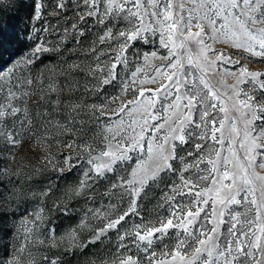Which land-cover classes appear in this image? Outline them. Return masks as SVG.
<instances>
[{"label": "snow or ice", "instance_id": "obj_1", "mask_svg": "<svg viewBox=\"0 0 264 264\" xmlns=\"http://www.w3.org/2000/svg\"><path fill=\"white\" fill-rule=\"evenodd\" d=\"M33 4V18L43 19L44 4L40 0H33ZM82 4L80 21L95 18L96 24L103 26L99 43L113 41L118 47L113 49L108 43L109 51L90 48L93 63L67 64L59 73L65 78L85 75L92 82L88 91L98 94L120 80V68L129 63L125 53L132 41L158 42L166 54L158 56L157 50L142 55L146 63L161 61L153 69L155 75L140 81L141 85L159 81L154 90L136 87L137 74L143 71L138 66L121 80V94L99 105H69L75 115L55 127L74 137L65 145L73 154L65 155L63 164L69 172L79 166L82 176L68 191L92 200L87 193L98 179L115 173L119 163L133 161L134 166L104 193L109 199L117 197L118 202L88 209L80 223L63 237H55L51 231L47 237L42 235L46 218L43 207L28 212L21 224L34 225L35 232L25 227L24 239L19 240L18 247L13 245L11 259L0 260V264H17V253L32 243L33 235L40 246L58 248V241L67 240L69 249H84L103 243L110 231L116 233L118 264H144L145 260L147 264H264V174L257 171L264 170V71H251L243 63H264V0H82ZM80 6L78 3L77 9ZM65 8V0H56L52 15H60ZM113 20L127 26L114 32ZM29 38L35 40L30 51L0 64V94L4 99L0 103V126L8 118L19 120L18 131L15 125L12 129L0 127V137L13 147L21 144L22 133L32 125L24 98L33 94L34 85L43 84V73L33 78L30 71L24 75L23 70L30 69L43 54L59 51L43 37ZM218 44L221 47L217 48ZM3 48L4 40L0 39ZM232 76L235 82L228 84L226 78ZM67 87L69 92L76 89L74 83ZM60 91L59 82L53 80L41 88L40 99L54 93L57 99L51 103L59 106ZM146 92L151 93L147 99ZM125 93L132 99L125 100ZM21 100L24 107L15 106ZM18 113L24 119H19ZM80 113L87 118L78 120ZM88 128L99 131L89 138L85 133ZM77 138L82 142L77 144ZM43 139H48L47 128ZM181 151L185 154L180 155ZM44 159L51 163L50 156ZM53 167L61 174L65 171L58 165ZM165 172L175 179L169 180L154 209L155 220L145 221L139 201L149 181L155 182ZM11 175L19 178L20 169ZM51 191L49 187L33 196L43 199ZM125 200L126 209L119 206ZM233 205L246 211H235ZM63 210L67 211L66 207ZM132 216L140 223L125 227ZM92 220L103 226L92 227ZM85 231L89 233L86 240L81 238ZM156 248L169 259H159ZM133 249L143 256L129 254ZM43 259L45 264H61L59 257Z\"/></svg>", "mask_w": 264, "mask_h": 264}, {"label": "rangeland", "instance_id": "obj_2", "mask_svg": "<svg viewBox=\"0 0 264 264\" xmlns=\"http://www.w3.org/2000/svg\"><path fill=\"white\" fill-rule=\"evenodd\" d=\"M40 2L45 6L42 13L43 19L35 20L33 18V0H0V29H3V35L0 36V39L4 40V48L0 49V64L10 58L15 61L22 54L30 51L34 47L35 40L29 37H43L50 47L56 46L59 49L58 52L43 54L30 69L23 70L24 75H27L30 71L33 78H37L43 73V84L40 87L34 85L33 94L24 98L27 101L28 118L31 119L32 125L29 131L22 133L20 137L21 144L13 147L3 137H0V172L7 173L0 174V260L11 259L13 245L18 247L19 240L24 239L25 227L32 228L35 232L34 225H22L21 221L28 212H32L38 207L45 209L46 218L40 229L42 235L47 237L51 231L55 237H63L70 229L75 228L80 223L81 218L88 209L100 208L102 205L118 202L117 197L109 199L104 193L109 191L111 184L115 183L118 177L127 176V173L134 166V162L119 163L115 173H108L105 177L98 179L93 190L87 193V195L93 197L92 200L87 199L86 196H73L68 190L79 183L82 169L77 166L69 172L67 166L63 164V160L65 155L73 154V150L65 147V145L72 141L74 137L71 134H64L55 125L57 122L65 124L71 116L75 115L70 111L69 105H99L105 103L108 97L121 94V80L129 77L131 72L135 71L138 66H142L143 71L137 74L136 87L154 90L158 87L159 81L156 84L144 83L143 85L140 84V81H147L150 76L155 75L153 69L161 61L154 59L146 63L143 61L142 55L145 52L157 50L158 56L166 54L165 50L159 47L158 42L132 41L129 50L125 53L129 63L127 66L120 68V80L107 86L98 94L88 91L92 84L89 78L82 74H73L65 78L59 74L60 70L71 63L92 64L95 58L88 53V50L94 46L109 51L107 48L108 43L112 44L113 49H116L118 45L113 41H108L104 45L99 43L98 37L103 35V26L97 25L95 18L88 17L85 21H80L79 16L84 11L82 0H65L66 8L58 16L52 15L56 0H40ZM78 3L81 5L79 9H77ZM73 24L77 25L75 29L72 27ZM113 25H116L113 28L114 32L127 26L126 23L118 20H113ZM45 27L49 29L47 32L42 31ZM65 29L68 30L67 34H65ZM80 32H83V36L80 35ZM150 39L154 38L150 37ZM8 41H12V43L9 44ZM216 47L221 46L218 44ZM233 55H235V52H233ZM101 59L106 60L107 58L101 57ZM243 63H247L251 71H264V63L259 61L249 62L245 60ZM9 67H11V64H9ZM227 67L232 68V65ZM20 74L21 70H18L17 75ZM53 80L58 81L62 88L59 93L61 101L59 106L51 103V101L57 99L54 93L45 95L43 100L40 99L43 94L41 88L46 87ZM226 81L228 84H233L235 77H227ZM69 83L76 85V89L72 92L68 91L67 85ZM241 87L244 86L241 85ZM149 96H151V93L146 92L145 99ZM123 98L125 100L132 99L126 93L123 94ZM152 98L156 99L155 96H152ZM169 100H171V97ZM0 103H4L2 94H0ZM15 106L23 108L24 101L15 102ZM156 107L158 109L161 107L160 100H157ZM170 114V112L161 113L162 116ZM17 116L19 119H24L19 113ZM86 118L83 113L77 116L78 120ZM116 119L117 117H112L113 121ZM124 120L126 123L129 122L127 115H124ZM14 125L18 131L19 120L8 118L6 124L0 127L12 129ZM46 128L48 139L45 142L43 137ZM98 131L99 129H85V133L89 138L93 136L94 132ZM160 135L162 136L163 133ZM37 138L40 139L39 143ZM81 142L80 139H76L77 144ZM99 142L97 140V143ZM187 150H191V147L188 146ZM184 154L185 152L181 151L180 155ZM46 155L52 158L51 163L44 159ZM93 155H96V153H93ZM83 162L81 160L82 164ZM71 163L75 164L76 160L73 159ZM53 165L64 168L63 174L56 171ZM17 169H20L19 178L11 175ZM257 171L264 174V170L257 169ZM172 179H175V177L165 172L161 173L155 182L149 181V186L146 187V192L139 201L140 214L145 221L155 220L154 209L163 192L167 190V183ZM49 187L52 191L47 197L41 199L38 196H33V193H40ZM54 205H59V207ZM119 206L126 209V200L124 204ZM65 207L67 211L63 210ZM232 208L235 211H246L241 206L233 205ZM29 219H32V217H29ZM90 223L92 227L103 226L95 220L90 221ZM133 223H140V220L136 216H132L128 219L125 227H131ZM121 232H123V229H121ZM81 238L88 239L89 233L87 231L81 233ZM58 243L60 244L58 248L40 246L36 243L35 235H33L32 243L26 246L22 252L17 253V264H45L43 257H47L49 261L59 257L61 264H113V261L118 264L115 231H110L103 243L89 245L84 249L74 247L69 249L67 240L64 242L58 241ZM45 244H48L47 239H45ZM155 251L159 259H169L160 255V248H156ZM129 254L143 256L142 252L136 253L135 249ZM144 264H147L146 260Z\"/></svg>", "mask_w": 264, "mask_h": 264}]
</instances>
